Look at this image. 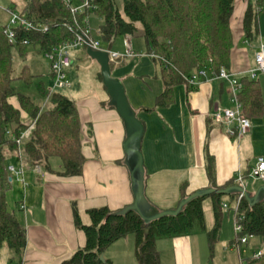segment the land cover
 <instances>
[{
	"label": "crops",
	"instance_id": "crops-1",
	"mask_svg": "<svg viewBox=\"0 0 264 264\" xmlns=\"http://www.w3.org/2000/svg\"><path fill=\"white\" fill-rule=\"evenodd\" d=\"M15 2L14 5L19 8L23 4V0ZM246 7L247 0H235L230 19L233 48L226 69L240 80L246 78L243 75L254 67V53L257 46L264 43L263 6L258 8V36L252 42L245 39L242 28ZM138 34L142 36V31L135 35ZM130 45L133 50L131 40ZM143 48L147 50L144 45ZM82 49L70 51L73 65L67 70V77L76 66V61L78 63L85 58ZM133 52L147 56L155 64V67L145 66L150 70L151 77L155 78L151 80L148 77L149 81L139 83V93L132 89V93H128V85H124L125 94H129L130 107L144 128L140 143L143 173L139 175L141 180H145V199L139 204L142 214L148 217L157 210L175 209L181 198L182 184H185L186 195L208 188L207 158H212L214 162L216 186L222 187L228 181L239 185L236 181L239 175L246 191L250 169L259 159L264 160V109L259 118L250 120L248 132L236 140L227 134L228 125L216 123L213 118L217 110L232 107L226 82L202 80L194 88L176 85L167 106L156 107V98L163 91L160 69L157 68L159 64L147 52ZM86 57L90 58L88 55ZM124 62L119 59L110 62L109 66L115 63L114 66L118 67ZM77 71L78 68L75 73ZM94 76L99 87L94 91L98 95H83L79 84L76 93L72 92L71 86L68 93L73 94L69 96L76 105L81 124L82 154L85 158L81 175L62 177L44 171L39 174L31 166L25 165V187L15 180L11 181L9 204L12 207L18 204L23 206L17 214L26 231L21 264H63L77 249L84 247L85 235L75 226L74 210L83 225H90L87 212L91 209L116 211L133 204L129 160L123 150L126 128L102 85L100 68ZM116 78L126 82L127 74ZM256 80L264 98V74H259ZM9 163L16 164L17 160L12 158ZM261 182L264 186V181ZM259 189L247 192L256 195ZM226 202L227 198H224L223 203ZM211 211L212 221L209 226L205 224L206 231H210L214 225L212 204ZM221 212V228L212 248L206 234L199 231L158 239L155 246L160 264H245L242 254L248 243L239 246L233 243L235 234L234 229L231 232L229 222L233 224V212L230 208H222ZM225 218L228 220L226 223ZM103 257L112 264H136L133 236L112 243ZM10 258L11 252L3 244L0 247V264H10Z\"/></svg>",
	"mask_w": 264,
	"mask_h": 264
},
{
	"label": "trees",
	"instance_id": "trees-1",
	"mask_svg": "<svg viewBox=\"0 0 264 264\" xmlns=\"http://www.w3.org/2000/svg\"><path fill=\"white\" fill-rule=\"evenodd\" d=\"M261 2L247 0L242 28L249 42L258 36ZM234 4L235 0H123L122 10H119L114 0H94L92 12L103 18L98 34L105 50L117 38L142 31L147 53L158 57L153 61L159 64L163 82L156 107H165L173 87L185 84L183 76L201 69L218 72L229 67L233 48L230 19ZM11 7L35 26L31 32L15 29L16 42L11 44L3 32L5 26L0 24V247L5 244L11 252L10 264H21L26 231L17 215L20 205L12 207L8 201L12 184L7 167L10 159L16 157L17 145L6 132L19 138L22 132L33 127L24 140V152L29 166L38 167L41 172L62 177L79 176L85 158L74 101L61 93L63 90L50 92L47 82L31 75L27 65L18 76L14 75L11 50L15 45L23 54L28 46H38L45 53L71 40L74 33L70 28L80 31L87 27L90 36L91 30L88 21H84L90 9L73 16L62 6L61 0H23L19 9L17 5ZM49 80L52 81L51 73ZM240 84L242 90L238 100L242 105V116L249 121L259 118L263 113L264 98L258 80L242 78ZM206 174L209 181L206 189L239 186L232 181L222 187L216 186L212 158H207ZM141 182L144 200L145 180ZM184 190L185 184H182L180 201L189 196ZM239 195L231 191L226 195L214 192L200 196L187 202L177 215L155 219L146 217L132 205L116 211L91 209L87 212L90 225H83L74 210V223L84 233L85 245L63 264H112L105 259L101 261L100 256L112 243L130 235L134 238L136 264H160L156 241L193 231L205 233L212 248L221 228L224 198L231 208ZM254 196L247 192L239 202V211L244 216L241 234L261 237L263 246L260 256L245 259L244 263L264 264V196L255 200ZM206 198L212 200L214 216L210 231H206L202 209ZM233 243L239 246L236 238Z\"/></svg>",
	"mask_w": 264,
	"mask_h": 264
},
{
	"label": "built area",
	"instance_id": "built-area-1",
	"mask_svg": "<svg viewBox=\"0 0 264 264\" xmlns=\"http://www.w3.org/2000/svg\"><path fill=\"white\" fill-rule=\"evenodd\" d=\"M94 0H85L84 9H94L93 5ZM62 6L67 9L73 16L80 14V11L72 7L71 0H61ZM5 13L9 17L8 23L4 27V34L6 35L8 41L11 44L16 42L15 29H23L25 31L31 32L35 30L34 24L26 18L25 15L20 14L17 11H13L11 8H6ZM86 21V20H84ZM74 33L71 40L63 43L62 45L54 48L50 51H46L44 56L47 60L50 73L52 75V85L50 92H55L59 90L69 89L71 84L67 77V70L72 66V59L70 56V51L77 50L80 48H90L94 51H106L105 48L101 46L99 41L94 40L90 36V31L87 27L78 31L70 28ZM126 56H120L119 54L112 53L111 50L108 52L109 61L115 62L123 58H135L137 54L133 52L130 45V40L126 38ZM154 59H158L155 55H149ZM259 74H264V43L261 42L254 53V67L247 71L243 76L249 80H256ZM185 81V86L189 88H194L201 83L202 80H218L226 82L230 90V101L232 103L231 108L217 110L213 114L214 121L220 124L228 125L227 134L239 140L243 137L244 134L250 129V121L243 117L242 106L238 100V96L241 92L242 86L240 84V79L235 75L229 72L226 68H221L218 72H214L210 69H201L193 72L189 76H183ZM33 129L30 126L26 131L22 132L19 138H15L8 131L6 132L17 145L16 153V164H10L7 167L8 172L10 173L11 181L15 180L21 187H25V165L28 164L27 156L24 152V140L28 137L29 133ZM37 173H41L40 168L32 167ZM249 177L264 181V160L259 159L255 166H253L249 171ZM236 181L239 183L240 187L244 189V184L242 183V177L237 176ZM245 190V189H244ZM243 194L240 193L237 200L234 202L233 206L230 208L233 212V229L237 242L239 245H246L248 243V235H242V221L244 216L239 211V202L242 199ZM222 208L228 209L229 205L227 203H222ZM22 209L23 206L21 205ZM261 255V252L255 254L254 258Z\"/></svg>",
	"mask_w": 264,
	"mask_h": 264
},
{
	"label": "rangeland",
	"instance_id": "rangeland-1",
	"mask_svg": "<svg viewBox=\"0 0 264 264\" xmlns=\"http://www.w3.org/2000/svg\"><path fill=\"white\" fill-rule=\"evenodd\" d=\"M122 2L123 0H114V3L119 10H122ZM15 3H16L15 0H0V24L1 25H6L9 21L8 15L5 13V9L13 6ZM84 4H85V0H82V2H79V3H76L73 0L72 7L78 9L81 14L85 10ZM261 5L263 6V10H264V0H262ZM92 11L93 10L90 9L89 15L85 16V20H87L89 23L90 30H91V37L94 40L99 41L101 44H103L98 34V30L103 23V18L98 17L97 15L93 14ZM126 38L132 41V48L135 52H139L140 50H142L144 53L147 52V50L143 48V45L145 48H147V46H145L146 43L144 41V38L140 36L139 34L117 38L113 43V48L111 52L119 54L120 56H126V50H127L126 45H125ZM11 52H12V58H13L12 63H13L14 75L18 76L21 73L23 66L27 65L28 72L31 75L42 79L44 82H47V84L51 88L52 83L49 80L50 69L47 64L48 62L44 56V53L39 50L38 46H35V47L28 46L25 52L23 54H20L18 51V48L14 45ZM81 52H83V55L85 54V50L82 49ZM122 60H125L124 64L118 67L114 66L115 63L111 64L110 66L111 67L110 68L111 77L119 80L118 78H116L117 76L120 77V76L127 74L126 82H121V80L119 81L122 83L124 90H125L124 85L125 84L128 85V93L131 94L132 90H136L137 92L138 91L137 86H139V83H142L143 81H149V78H151V80L155 78L154 76L151 77V74L149 72L150 70L148 68H145V66L155 67V64H153L152 60L149 59L147 56L145 55L141 56L140 54H137L135 58H125ZM141 62L143 63L142 65H140ZM75 65L76 66L70 71V73H68L69 82L71 81L70 82L71 88L73 87L72 92L76 93V86L77 84H79L80 92L83 93V95H85L86 93L98 95L97 92L94 91V89L95 90L99 89V87L96 86V81L94 79L95 78L94 73L96 71L99 73V67L97 66V64L94 63L90 58L86 57V54H85V58H83V60L78 63L76 61ZM76 68H78L77 73H75ZM157 68L159 69V67ZM143 73H146L147 76H144L145 74ZM142 86L144 87L143 84ZM61 93L65 94L70 99L71 97L69 95H73V94L68 95V93H70L69 89L65 91L63 90ZM128 96L129 94H126L127 99H128ZM261 186H262L261 181H257L249 177V179L247 180L246 192L257 190ZM211 201H212L211 198H206L202 202L203 209H204V216H205V224L207 226H209L212 221V211H211L212 202ZM224 222L225 223L228 222L227 218H225ZM229 222L231 223V232H232L233 224L231 221ZM232 238L234 239V237ZM247 240H248V246H245L243 248L244 253L242 254L244 259L252 258L253 256H255V254L260 253L262 250V246H263L262 239L259 236H248Z\"/></svg>",
	"mask_w": 264,
	"mask_h": 264
},
{
	"label": "water",
	"instance_id": "water-1",
	"mask_svg": "<svg viewBox=\"0 0 264 264\" xmlns=\"http://www.w3.org/2000/svg\"><path fill=\"white\" fill-rule=\"evenodd\" d=\"M111 50V45L107 47L106 51H94L90 48L86 49L87 55L94 60L100 68V76L103 87L106 89L111 103L115 107L118 115L122 119L125 128L127 137L123 144V150L126 157L129 160V169H130V180L132 187L134 189V201L133 208L140 211L139 204L143 200V190H142V180L139 178V175L143 173V158L140 150L141 138L143 135V125L137 118L135 112L130 107L128 99L125 94L124 87L122 83L111 77L110 66H109V54ZM11 181V179H9ZM231 191H236L246 195L247 192L240 186H231L222 190L215 189H204L201 191L194 192L190 194L186 199L179 202L177 207L172 210H166L163 212H156L155 214L148 216L150 219L159 218L162 216H174L179 213L181 208L190 200L195 199L200 196H205L211 193H218L221 195L229 194ZM264 196V186H262L254 196L255 199L262 198ZM147 217V216H146ZM100 260L104 261L103 255L100 256Z\"/></svg>",
	"mask_w": 264,
	"mask_h": 264
}]
</instances>
